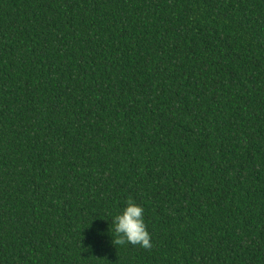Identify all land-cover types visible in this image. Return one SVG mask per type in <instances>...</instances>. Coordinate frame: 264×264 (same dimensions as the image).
<instances>
[{
  "label": "trees",
  "instance_id": "obj_1",
  "mask_svg": "<svg viewBox=\"0 0 264 264\" xmlns=\"http://www.w3.org/2000/svg\"><path fill=\"white\" fill-rule=\"evenodd\" d=\"M0 264H264V0H0Z\"/></svg>",
  "mask_w": 264,
  "mask_h": 264
},
{
  "label": "clouds",
  "instance_id": "obj_2",
  "mask_svg": "<svg viewBox=\"0 0 264 264\" xmlns=\"http://www.w3.org/2000/svg\"><path fill=\"white\" fill-rule=\"evenodd\" d=\"M113 231L116 243L139 245L150 248V234L144 220V208L129 199L126 206L113 217Z\"/></svg>",
  "mask_w": 264,
  "mask_h": 264
}]
</instances>
